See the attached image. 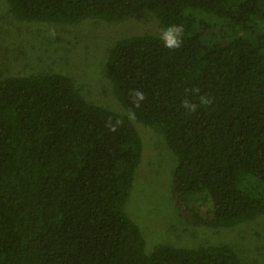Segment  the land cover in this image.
Returning <instances> with one entry per match:
<instances>
[{
  "label": "trees",
  "instance_id": "obj_1",
  "mask_svg": "<svg viewBox=\"0 0 264 264\" xmlns=\"http://www.w3.org/2000/svg\"><path fill=\"white\" fill-rule=\"evenodd\" d=\"M4 1L20 22L116 23L145 8L164 28L182 25L174 51L159 36L118 40L105 64L112 92L175 156L170 197L184 222L264 216V0ZM141 153L130 120L85 101L70 77L0 73V264H241L228 244L145 253L123 211Z\"/></svg>",
  "mask_w": 264,
  "mask_h": 264
},
{
  "label": "rangeland",
  "instance_id": "obj_2",
  "mask_svg": "<svg viewBox=\"0 0 264 264\" xmlns=\"http://www.w3.org/2000/svg\"><path fill=\"white\" fill-rule=\"evenodd\" d=\"M162 29L145 8L131 19L116 23L20 22L9 14L7 3L0 0V73L68 76L85 101L130 120L141 139L142 153L123 211L139 226L145 253L150 254L158 245L195 248L228 244L241 264H264V216L232 228L193 226L179 217L170 197L175 156L156 129L129 118L112 92L105 72L108 50L118 40L143 34L159 36Z\"/></svg>",
  "mask_w": 264,
  "mask_h": 264
},
{
  "label": "clouds",
  "instance_id": "obj_3",
  "mask_svg": "<svg viewBox=\"0 0 264 264\" xmlns=\"http://www.w3.org/2000/svg\"><path fill=\"white\" fill-rule=\"evenodd\" d=\"M54 35V32L52 33ZM184 34V28L182 25L179 24H172L167 26L166 28L162 29L159 34V38L163 44V47L168 49V50H177L181 47L182 45V38ZM198 90L193 89V92H197ZM132 96L134 97V104L135 107H140L141 102L144 101L145 99V94L140 91V90H134L132 93ZM200 105H207L210 104L211 98L206 97V96H200ZM182 106L188 111V112H195L197 110V104L195 103H190L188 100H185L182 104ZM129 118L134 119L135 118V113H129ZM121 121H116L114 125H112L109 130L110 131H116L117 126Z\"/></svg>",
  "mask_w": 264,
  "mask_h": 264
}]
</instances>
